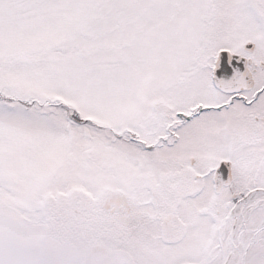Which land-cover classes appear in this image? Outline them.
Wrapping results in <instances>:
<instances>
[{
    "label": "snow or ice",
    "instance_id": "1",
    "mask_svg": "<svg viewBox=\"0 0 264 264\" xmlns=\"http://www.w3.org/2000/svg\"><path fill=\"white\" fill-rule=\"evenodd\" d=\"M264 264V0H0V229Z\"/></svg>",
    "mask_w": 264,
    "mask_h": 264
},
{
    "label": "rangeland",
    "instance_id": "2",
    "mask_svg": "<svg viewBox=\"0 0 264 264\" xmlns=\"http://www.w3.org/2000/svg\"><path fill=\"white\" fill-rule=\"evenodd\" d=\"M61 235H64L63 247ZM90 240V236L42 227L35 221H16L10 228L0 229V264H82L84 248L89 249ZM79 249H82V255L77 259L75 254ZM154 256L146 259L141 254H134L133 259L151 260Z\"/></svg>",
    "mask_w": 264,
    "mask_h": 264
},
{
    "label": "flooded vegetation",
    "instance_id": "3",
    "mask_svg": "<svg viewBox=\"0 0 264 264\" xmlns=\"http://www.w3.org/2000/svg\"><path fill=\"white\" fill-rule=\"evenodd\" d=\"M70 232L79 236L91 237L89 249L85 250L84 248L82 264H150L151 260L139 259L135 261L134 254H141L143 258L148 255L146 259H149V256L156 255L162 250L159 241L153 240L145 234H131L125 241L118 243L111 236L99 232ZM81 250L79 249L75 254L77 259L82 255Z\"/></svg>",
    "mask_w": 264,
    "mask_h": 264
}]
</instances>
